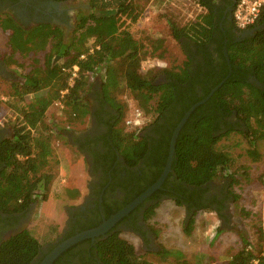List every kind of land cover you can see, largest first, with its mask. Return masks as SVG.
I'll return each instance as SVG.
<instances>
[{"label":"trees","instance_id":"1","mask_svg":"<svg viewBox=\"0 0 264 264\" xmlns=\"http://www.w3.org/2000/svg\"><path fill=\"white\" fill-rule=\"evenodd\" d=\"M193 1L205 13L183 27L171 25V35L182 46L186 63L163 70L158 75L164 78L161 83L157 81V74L141 73L142 61L148 55L146 48L124 28L125 20L137 21L151 0H91L92 13L79 16L75 34L68 43L64 42V32L59 28L44 26L27 35L13 22L5 23V29L15 31L14 37H10L13 55L25 50L34 55L33 52L44 51L49 45L51 55L46 60L44 77L31 72L23 83L13 86L17 99L47 91L21 113V126L13 128V138L0 141V210L3 213H25L38 202V191L47 192L50 188L53 176L47 169L54 156V132L47 128L40 132L39 126L47 110L60 99V92L66 89L68 94L64 103L68 121L83 125L91 114L86 102L93 87L91 78L102 70L101 93L97 98L102 111L105 106L113 111L106 143L113 156L112 164L121 158L123 171L130 177L128 181L137 177L140 190L132 201L162 176L173 134L185 114L223 83L184 125L176 141L171 173L152 200L170 198L176 205L188 207L189 215L195 209L196 212L188 216L190 223L199 212H215L225 218L221 214L227 210L225 203L231 198L237 202L231 190L238 183L234 176H229L225 199L211 202L204 196L206 187L226 173L231 165L230 155L219 146L224 138L234 133L243 135L250 147L247 155L255 161L261 158L258 147L259 142L264 141V10L257 24L248 30L258 28L255 34L237 38L227 32L225 26L227 33L222 32L219 21L223 13L217 16L215 12L220 1L232 4L231 0ZM218 32L220 41L214 37ZM90 42L99 48L93 54L89 53ZM212 42L218 46L217 58H213L210 49ZM159 49L158 45L151 55ZM194 50L202 57L200 62L192 60ZM83 54H88L85 60H81ZM53 57L61 59L62 64H54ZM75 66L79 67L78 78L69 87L70 75L63 69L70 70ZM122 87L138 102L144 115L151 118L141 129L126 127L128 107L113 98V93ZM139 165L142 167L138 171H132ZM110 176L114 178V172ZM66 191L69 197L78 195L76 189ZM158 205L150 208L146 222ZM41 248L40 242L29 231H23L0 245V264H33ZM73 249L54 264L62 263L63 257ZM95 249L102 264H152L146 258H139L134 246L118 234L97 243ZM171 256L173 253L165 249L158 254L164 262ZM176 264L188 263L179 261ZM224 264H264V257L255 255L252 248H244Z\"/></svg>","mask_w":264,"mask_h":264},{"label":"rangeland","instance_id":"2","mask_svg":"<svg viewBox=\"0 0 264 264\" xmlns=\"http://www.w3.org/2000/svg\"><path fill=\"white\" fill-rule=\"evenodd\" d=\"M90 1L73 0L68 3L67 7L74 9V16L78 14V17L72 19V28L69 30L61 28L65 43H68L75 34L79 16L92 13ZM139 5L142 6L143 3ZM204 13L205 10L193 0H151L137 21L126 19L124 28L136 41L145 46L148 54L142 61L141 73L146 74L151 71L158 76L165 69L183 66L187 60L186 55L182 46L173 39L171 25L183 27L195 22ZM0 44H3L2 46L11 44L8 33L0 32ZM92 45L93 42L88 44L89 49ZM158 45L160 49L152 56L153 49ZM7 52L5 46L0 49V53L4 55ZM21 53L18 59L16 56L20 53L13 57L18 63L27 67L26 70L24 67L15 68L17 75L25 78L28 73L33 72L38 77H44V63L51 55L49 48L45 50L47 54L41 51L33 52L34 55H32V52L28 50ZM6 57L8 60L11 55ZM56 59L57 57H53V63L62 64L61 59L57 62ZM103 75L104 71L100 70L91 78L93 85L95 82L98 83L99 96ZM157 81L161 83L163 78L158 76ZM14 85H19L14 82V77H10L8 72H0V124L4 125L2 127L0 125L2 130H8L10 126H21V113L27 111V107L35 102L37 96L28 95L23 99H17ZM46 91L38 92V97L46 94ZM91 92L86 97L90 107L99 100L97 95H92ZM113 94V98L124 102L129 111L132 107L139 105L123 87ZM114 104L117 105L115 101ZM89 119L87 117L83 125L70 124L68 114L52 105L39 126L40 132L44 128L54 132L52 140L54 156L47 169V172L53 176V180L47 192L38 191V202L33 208V216L27 231L45 249L55 244L61 236L69 217L68 209L81 204L88 193L91 182L88 166L70 142L69 135L72 132L79 133L87 130ZM233 120L235 121V118ZM150 121L151 118L147 117L146 123ZM219 146L230 155L232 162L229 170L213 181V193L227 196L229 176L233 175L238 183L231 190L237 197V202L230 199L227 203L225 218H220L215 212H199L190 223L184 208L171 200L162 201L146 223L156 241L154 252H147L145 255L148 262L176 264L179 261H185L188 264H224L244 248H252L255 255L264 257V141L259 142L258 154L261 158L257 161L247 155L250 147L247 139L241 134L229 135L220 142ZM69 188L77 190L76 198L70 200L67 197L66 190ZM122 238L134 246L137 253L144 252L141 251L143 247L141 248L136 238L128 234L123 235ZM163 249L173 253L167 262L158 257Z\"/></svg>","mask_w":264,"mask_h":264},{"label":"flooded vegetation","instance_id":"3","mask_svg":"<svg viewBox=\"0 0 264 264\" xmlns=\"http://www.w3.org/2000/svg\"><path fill=\"white\" fill-rule=\"evenodd\" d=\"M69 2L71 1L0 0V19L5 21V23L13 22L14 25L20 28L22 32L27 33V35L37 29L43 28L44 26L59 29L67 28L69 30L72 28V19L78 17V14L74 16V9L67 7ZM216 7L215 12L217 16H220L223 13V17L219 21V27L224 34L230 32L231 34H235L237 38H243V35L249 32H239L237 30L233 21L234 8L229 1H220ZM229 8H231V10ZM5 23L3 22V24ZM223 27L228 31L226 32ZM7 32H9V39L10 37H14V30H7ZM246 36L249 37V35ZM214 37L218 41L221 40L219 32L214 34ZM211 44L210 49L213 58H217V54L215 53L218 47L216 45L217 43L212 42ZM191 58H193V61L200 62L202 57L197 54L196 50H194ZM0 72L5 71L0 67ZM161 77L163 78V76ZM97 85L98 84L93 85L91 92L92 95H97L99 93ZM102 110L103 108L99 100L98 102L91 104V114L89 116L90 119L87 130L79 133L72 132L69 135V139H71L70 142L85 159L88 166L91 179L88 193L83 198L81 204L68 209L69 217L61 236L55 244H51L47 249L42 247L39 256L33 264H41V262L52 251L65 241L72 239L81 233L102 227L114 215L124 210L145 193L144 192L132 201L131 199L140 190L137 177H132V179L128 181L130 177L126 176L123 171L121 158L115 159L114 164H112L113 156L107 146L106 138L109 131V125L113 123V111L109 106H105V110ZM5 140L4 132L0 129V141ZM141 167L142 165H139V168L137 167L132 171L136 172ZM112 172H114V178H111L110 176ZM108 177L110 178L109 180ZM212 183L206 187L208 190L204 198L211 202H213L214 199L216 202H220L225 199V196L216 194L215 192L213 193ZM152 196L144 200L103 235L83 240L66 250L61 256L74 248L67 254V256L63 257V261L60 264H102L98 258V251L95 247L97 243L107 240L115 234H118L121 238L125 234L136 238L141 244V248L143 247L141 251H144L142 254H139L135 250L136 255L139 258L144 259L147 252L153 253L155 250L154 246H156L155 236L152 230L147 227L145 217L150 208L160 204L162 201H172V199L165 197L160 201H154L152 200ZM128 201L130 202L127 203ZM225 205H227V203H225ZM34 206L35 205H32L25 213L5 214L0 210V245L3 242L16 237L19 233L27 231V226L30 224L33 216ZM181 207L184 208L189 217L196 212V210L193 209L191 210V215H189L188 207ZM213 208H216V205H214ZM221 214L225 216V211H222ZM155 253L157 254L158 252Z\"/></svg>","mask_w":264,"mask_h":264},{"label":"water","instance_id":"4","mask_svg":"<svg viewBox=\"0 0 264 264\" xmlns=\"http://www.w3.org/2000/svg\"><path fill=\"white\" fill-rule=\"evenodd\" d=\"M238 0H231L232 2V7L234 8L235 4L237 3ZM232 8V9H233ZM231 10V8H229ZM258 29V28H257ZM257 29H254L252 31L247 32L246 34L243 35V38H246V35L249 36H253L255 34V32L257 31ZM246 36V37H245ZM241 39H239L240 41ZM227 61H229L228 58V53L227 50H225L224 52ZM55 64V62H54ZM223 85L220 84L217 88H215L211 94L204 99L203 101L199 102L198 104L194 105L184 116L183 120L180 122V124L178 125V127L175 129V132L173 134L172 140H171V145H170V152H169V157H168V161L165 167V170L162 174V176L160 177V179L152 186L150 187L142 196H140L135 202H133L131 205H129L128 207H126L124 210L120 211L118 214L114 215L108 222H106L102 227L92 230V231H88V232H84L81 233L79 235H77L76 237H73L72 239H69L67 241H65L63 244H61L60 246H58L54 251H52L42 262L41 264H53L56 259H58V257H60L62 255V253H64L66 250H68L69 248H71L72 246L76 245L77 243L89 239V238H94V237H98L100 235H103L104 233H106L110 228H112L117 222H119L122 218H124L125 216H127L133 209H135L139 204H141L144 200H146L147 198L151 197L152 194H154L157 190H159L163 183L165 182V180L167 179L168 175L171 173V168H172V162L174 159V154H175V146H176V141L178 139V136L181 132V130L183 129L184 125L187 123L188 119L190 118V116L193 114V112L200 107L201 105L205 104L212 96L213 94L219 89L221 88Z\"/></svg>","mask_w":264,"mask_h":264},{"label":"built area","instance_id":"5","mask_svg":"<svg viewBox=\"0 0 264 264\" xmlns=\"http://www.w3.org/2000/svg\"><path fill=\"white\" fill-rule=\"evenodd\" d=\"M264 10V0H238L233 9V21L238 31L245 32L254 27L260 19ZM98 47L94 44L89 49V53L93 54ZM88 54H83L81 60H85ZM64 72L70 75L68 86L72 87L75 79L78 78L79 67L75 66L70 70L63 69ZM68 94V89L60 92V99L55 105L62 112H65L66 106L64 97ZM146 116L139 107H132L129 111V116L126 120V127L129 129H141L146 124ZM149 118V117H148ZM22 159V158H19Z\"/></svg>","mask_w":264,"mask_h":264},{"label":"crops","instance_id":"6","mask_svg":"<svg viewBox=\"0 0 264 264\" xmlns=\"http://www.w3.org/2000/svg\"><path fill=\"white\" fill-rule=\"evenodd\" d=\"M3 22L5 23V21H2L1 19H0V32H7V29H5L6 28V24H3ZM4 25V26H3ZM8 33V35H9V32H7ZM3 44H0V49L3 47L4 48V46L6 47V49L8 50V52H7V54H3V53H0V67L1 68H3V71H5V72H8L9 73V75H10V77H14V82H16V84H21V83H23L24 81H25V78L24 77H22V76H18L17 75V72H16V70H14L15 68L16 69H18V68H22V67H24V69L26 70V67L27 66H24L23 64L21 65L20 63H18L16 60L19 58V55H22V53L20 52V54H18V53H16V54H18L17 56H16V58H14V57H12V55L14 54V53H12V50H11V45L10 44H4V46H2ZM47 48H49V50H50V45L47 47ZM47 48H46V50H47ZM45 53V50L44 51H42V53ZM15 54V55H16ZM45 54H47V53H45ZM8 55H11V57L7 60L6 58V56H8ZM60 59L59 58H57L56 59V62L57 61H59ZM14 61H16V62H14ZM44 66H45V68H46V62L44 63ZM14 71H13V70ZM20 71V70H19ZM31 73V72H30ZM28 75H29V73H28ZM27 76V75H26ZM25 76V77H26ZM13 80V79H12ZM19 81V82H18ZM95 84H98L97 82H95ZM32 95H37L36 96V98H35V101H36V99L37 98H40V97H38V95L39 94H37V93H34V94H31V95H29V96H31V97H33ZM1 125V124H0ZM2 126H4V125H1V127ZM9 129L8 130H2V132H4V136H5V139L6 140H8V139H12L13 138V136H14V127H8ZM11 134V135H10ZM10 136H12V137H10ZM74 189V188H73ZM70 200L71 199H74V198H72V197H69V196H67ZM76 198V197H75ZM79 198V197H78ZM72 208V207H71Z\"/></svg>","mask_w":264,"mask_h":264}]
</instances>
